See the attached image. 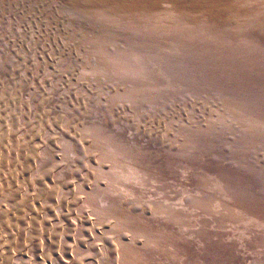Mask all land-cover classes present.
Instances as JSON below:
<instances>
[{
    "label": "rangeland",
    "instance_id": "obj_1",
    "mask_svg": "<svg viewBox=\"0 0 264 264\" xmlns=\"http://www.w3.org/2000/svg\"><path fill=\"white\" fill-rule=\"evenodd\" d=\"M84 1L0 0V264H264V0Z\"/></svg>",
    "mask_w": 264,
    "mask_h": 264
},
{
    "label": "bare ground",
    "instance_id": "obj_2",
    "mask_svg": "<svg viewBox=\"0 0 264 264\" xmlns=\"http://www.w3.org/2000/svg\"><path fill=\"white\" fill-rule=\"evenodd\" d=\"M84 1V0H83ZM87 1V2H86ZM114 1V0H113ZM69 2V1H68ZM84 2H86V4H88V2H90L89 0H85ZM117 2V1H116ZM129 2V1H128ZM114 3V2H113ZM124 4V3H123ZM141 5V4H140ZM152 5V4H150ZM88 6V5H86ZM113 6V5H112ZM119 6V5H118ZM131 6V5H130ZM75 7V6H74ZM138 7V6H137ZM119 13V12H118ZM198 62V61H197ZM204 63H207L206 61H203ZM222 74V73H221ZM240 79V78H238ZM251 81V80H250ZM240 85H243V84H240ZM246 86V87H245ZM245 86H241V87H245V88H248V85H245ZM264 94V93H263ZM250 99V98H249ZM252 99V98H251ZM242 116V115H241ZM254 124V123H253Z\"/></svg>",
    "mask_w": 264,
    "mask_h": 264
},
{
    "label": "water",
    "instance_id": "obj_3",
    "mask_svg": "<svg viewBox=\"0 0 264 264\" xmlns=\"http://www.w3.org/2000/svg\"><path fill=\"white\" fill-rule=\"evenodd\" d=\"M176 61H177V60H174V63H177ZM179 63H183V64H185V65H188V64H189V63L187 64V63H185V62H179ZM200 64H201V63H200ZM198 65H199V64H198Z\"/></svg>",
    "mask_w": 264,
    "mask_h": 264
}]
</instances>
